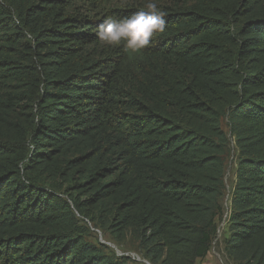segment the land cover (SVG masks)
Segmentation results:
<instances>
[{
  "label": "trees",
  "instance_id": "1",
  "mask_svg": "<svg viewBox=\"0 0 264 264\" xmlns=\"http://www.w3.org/2000/svg\"><path fill=\"white\" fill-rule=\"evenodd\" d=\"M85 1L0 0V264H131L90 223L152 264H199L231 144L224 250L264 264V0H157L166 31L138 53L97 31L146 3Z\"/></svg>",
  "mask_w": 264,
  "mask_h": 264
},
{
  "label": "rangeland",
  "instance_id": "2",
  "mask_svg": "<svg viewBox=\"0 0 264 264\" xmlns=\"http://www.w3.org/2000/svg\"><path fill=\"white\" fill-rule=\"evenodd\" d=\"M142 2L147 3V0H91V1L89 0V1H85L84 4H85L86 13L89 14L90 16H93L94 14H98V13L104 16L108 14L110 11L115 10L117 8H126L127 6L129 7L132 5L136 6L138 4H141ZM92 11L95 12L92 13ZM227 122H228L227 119H223L221 124H222V128L228 133L229 131L227 127ZM237 157H238V151L235 148L234 144H231L229 154L225 158L226 194L222 200L224 215L220 221V228H219L220 230L217 238L214 240L211 252L209 253L208 257L199 264H236L235 261L229 255H227L224 249H225V240L230 236V232L227 226L228 224L227 220H228V213L230 211L229 209H230L231 193L236 179L235 176L236 168H237L236 164H238ZM89 227L91 228V232L89 234L88 240L91 243L96 244L98 246H100L101 244L104 245L106 252L111 256L113 257L116 256L118 258H121V256H119V253L116 251L117 249H119L121 250V252L124 253H130V254L134 253L142 259V262H137L134 261L133 259L131 260L130 258H128L131 264H147V261L149 262V260H147L144 255V251L139 247L138 241L133 237H131L130 235L127 237L125 241H116L107 231L101 229L99 230V228L96 229V227L93 226L91 223L89 224ZM112 246H115V248Z\"/></svg>",
  "mask_w": 264,
  "mask_h": 264
},
{
  "label": "clouds",
  "instance_id": "3",
  "mask_svg": "<svg viewBox=\"0 0 264 264\" xmlns=\"http://www.w3.org/2000/svg\"><path fill=\"white\" fill-rule=\"evenodd\" d=\"M144 7L145 10L130 17L105 18L97 31L100 42L107 46H123L125 52L133 53L153 45L156 37L166 31L165 13L158 7L157 0H147Z\"/></svg>",
  "mask_w": 264,
  "mask_h": 264
},
{
  "label": "built area",
  "instance_id": "4",
  "mask_svg": "<svg viewBox=\"0 0 264 264\" xmlns=\"http://www.w3.org/2000/svg\"><path fill=\"white\" fill-rule=\"evenodd\" d=\"M112 247L115 248V246H112ZM116 251L119 253V256H128L131 259H133L134 261L142 262L141 258L138 255L134 254V253H132V254H130V253H124V252H121V250H119V249H117ZM147 264H150V263L147 262Z\"/></svg>",
  "mask_w": 264,
  "mask_h": 264
}]
</instances>
